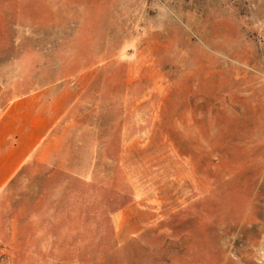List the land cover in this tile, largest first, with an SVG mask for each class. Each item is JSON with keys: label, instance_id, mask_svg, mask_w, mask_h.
<instances>
[{"label": "rangeland", "instance_id": "374dc122", "mask_svg": "<svg viewBox=\"0 0 264 264\" xmlns=\"http://www.w3.org/2000/svg\"><path fill=\"white\" fill-rule=\"evenodd\" d=\"M0 84L75 97L0 264H264V0H0Z\"/></svg>", "mask_w": 264, "mask_h": 264}, {"label": "crops", "instance_id": "0c3cea01", "mask_svg": "<svg viewBox=\"0 0 264 264\" xmlns=\"http://www.w3.org/2000/svg\"><path fill=\"white\" fill-rule=\"evenodd\" d=\"M74 99L63 85L11 95L0 84V195L66 117Z\"/></svg>", "mask_w": 264, "mask_h": 264}]
</instances>
